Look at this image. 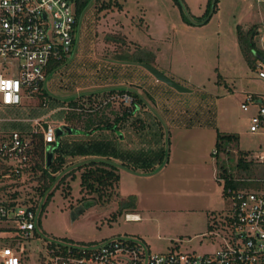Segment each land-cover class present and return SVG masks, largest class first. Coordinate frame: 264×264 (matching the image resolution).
<instances>
[{"label":"rangeland","instance_id":"obj_1","mask_svg":"<svg viewBox=\"0 0 264 264\" xmlns=\"http://www.w3.org/2000/svg\"><path fill=\"white\" fill-rule=\"evenodd\" d=\"M111 2L116 3L111 9L100 11V2L92 0L82 11L74 55L48 74L42 96L19 108L0 109V130L27 135L36 118L61 125L69 98L89 106V94L96 92L117 109L133 101L128 91L143 100L119 126V135L103 129L59 136L69 145L109 138L126 157L132 156L124 164L111 158L120 176L109 201L81 192L80 170L57 183L84 156H65L64 168L54 173L56 181L44 194L40 171L21 174L10 192L13 201L43 196L37 234L23 241L25 264H37L53 238L82 244L129 236L141 239L153 254L211 252L224 241L222 221L232 207L224 180L217 177L219 164L235 178L245 177L236 167L239 157L264 151V133L248 130L255 106L247 111L240 107L247 93L264 98V80L256 67L264 69V64L257 61L251 67L237 41L238 26L244 31L253 26L254 41L264 50V0H216L215 5L211 0L210 9L209 0ZM111 32L124 34L123 43L106 42L104 36ZM139 48L152 52V66L187 90L158 80L141 64L119 59ZM112 89L116 91L109 93ZM218 134L234 138H224V149L214 154ZM130 198L134 207L119 211ZM85 200L95 204L73 216ZM129 212L140 218L126 219ZM3 223L16 225L13 219Z\"/></svg>","mask_w":264,"mask_h":264},{"label":"built area","instance_id":"obj_2","mask_svg":"<svg viewBox=\"0 0 264 264\" xmlns=\"http://www.w3.org/2000/svg\"><path fill=\"white\" fill-rule=\"evenodd\" d=\"M78 29L73 0H0V109L22 107L44 94L48 74L74 55ZM256 67L258 77L264 80V69ZM49 68L53 69L48 71ZM251 105L255 111L249 117L248 130L264 133L262 95L247 93L240 107L247 111ZM33 123L35 129L27 135L0 130V187L2 179L15 184L23 172L30 173L33 133L41 132L45 157L58 147L56 129L61 125L41 118ZM245 159L264 168V151ZM244 179L247 178H241ZM250 179L257 183L256 187L227 189L232 207L223 218L224 241L211 252L171 250L153 254L141 239L129 236L82 244L53 238L46 241V254L37 264H264V173ZM1 193L0 264H25L23 241L37 234L43 196L40 200L13 201ZM125 218L139 219L132 213H126ZM12 219L16 225L3 223Z\"/></svg>","mask_w":264,"mask_h":264},{"label":"trees","instance_id":"obj_3","mask_svg":"<svg viewBox=\"0 0 264 264\" xmlns=\"http://www.w3.org/2000/svg\"><path fill=\"white\" fill-rule=\"evenodd\" d=\"M75 4L76 14L79 17L82 11L88 6L92 0H73ZM100 2L98 10H109L113 7L111 0H94ZM216 0H214L215 5ZM209 9L211 6V0H209ZM121 5V4H120ZM117 3L118 8L120 7ZM213 5V6H214ZM204 21L206 18H203ZM201 19V21L203 20ZM255 26V25H254ZM253 27V26H252ZM250 27L247 30H243L240 26L237 28V41L240 48V51L246 60V62L254 67L256 62L264 63V50L257 47L254 41V34L256 30ZM124 34H119V32L107 33L104 36L106 42H119L123 43ZM120 60L123 61H133L135 63H148L152 65L154 61V54L145 48L136 49L132 55L125 54L119 56ZM53 68H49L48 71H51ZM116 90L112 89L108 91L109 93H114ZM124 89H118L120 94H123ZM134 96L133 101L130 105L119 106L115 108L111 101L99 99L96 92L89 94V101L91 104L85 106L83 101H80L76 98H69L67 100V106L69 109H66L63 122L61 123L62 127H69L72 129L75 134H85L90 135L97 130H109L113 133H120L119 126L126 120L129 115H132L134 110L138 109V104L143 102L137 93L130 92ZM96 101V103H95ZM105 102V103H104ZM67 132L64 130V133ZM70 134V133H68ZM33 142L34 150L31 158V165L29 167L31 175L32 173L36 174L37 171H40L38 178L42 180V193L44 194L45 190H49L51 185L56 181L57 173L64 168L65 156H84L87 159L84 160L80 165H76L73 169L68 170L64 175H62L57 183L63 181L66 176L74 175L76 170H80V187L83 194H90L93 199L98 202L109 201L111 198V191L117 186L119 180V166L112 161V157L118 158L124 162H128V159H132V156L126 157L127 153L121 151L115 147V144L111 142V139L106 138L105 140H89L81 141L74 143H61L59 137V145L53 151L52 160L47 166L45 154H44V144L42 142L41 132L33 133ZM226 138L228 141H231L232 136H221L217 135L216 147L217 151L224 149L222 141ZM139 153L143 155L144 151L140 150ZM159 154V160H162L163 150L157 152ZM132 162V161H131ZM130 162V163H131ZM144 164V163H143ZM149 164V162L147 163ZM145 164V165H147ZM255 165V166H254ZM236 167L243 172L245 175L244 180H241L242 177L235 178L234 174L228 172L226 166L219 164V176L224 180V190L227 193V189H239L245 187H256L257 183L251 181V177L263 174L264 168L258 164H254L252 161H247L246 159L239 157ZM258 173V174H257ZM2 184L0 187L1 194L6 193V196L9 195V200H13V193L7 192L9 186H14L15 184L7 183V179H2ZM57 185V184H56ZM11 187V188H12ZM10 189V188H9ZM84 196V195H83ZM49 197V196H48ZM47 197V198H48ZM46 198V199H47ZM84 199L81 197V200ZM135 205V200L130 198V200L123 201L120 203L119 211L123 209H132ZM43 206V204H42ZM131 213V212H129ZM126 214V213H125ZM224 220L222 221V224Z\"/></svg>","mask_w":264,"mask_h":264},{"label":"water","instance_id":"obj_4","mask_svg":"<svg viewBox=\"0 0 264 264\" xmlns=\"http://www.w3.org/2000/svg\"><path fill=\"white\" fill-rule=\"evenodd\" d=\"M141 65L143 67H145L147 70H149L158 80L163 81L169 85H171L172 87L176 88L179 91H185L187 90L185 87L177 84L176 82H174L172 79H170L169 77L165 76L164 74H162L158 69H156L154 66H152L151 64L148 63H141ZM64 130H67L68 133H73L72 129H70L69 127H58L56 129V136H60L64 133ZM52 156H53V152L52 151H48L46 153V163L47 166L49 165L50 161L52 160ZM95 204L94 200H85L82 201L81 203H78L76 205V207L73 209L72 211V215L74 216L76 213L81 212L84 208Z\"/></svg>","mask_w":264,"mask_h":264},{"label":"crops","instance_id":"obj_5","mask_svg":"<svg viewBox=\"0 0 264 264\" xmlns=\"http://www.w3.org/2000/svg\"><path fill=\"white\" fill-rule=\"evenodd\" d=\"M132 214H135V215H137L138 217H139V215L137 214V213H132ZM140 218V217H139Z\"/></svg>","mask_w":264,"mask_h":264},{"label":"clouds","instance_id":"obj_6","mask_svg":"<svg viewBox=\"0 0 264 264\" xmlns=\"http://www.w3.org/2000/svg\"><path fill=\"white\" fill-rule=\"evenodd\" d=\"M12 264H15V262L13 261Z\"/></svg>","mask_w":264,"mask_h":264},{"label":"flooded vegetation","instance_id":"obj_7","mask_svg":"<svg viewBox=\"0 0 264 264\" xmlns=\"http://www.w3.org/2000/svg\"><path fill=\"white\" fill-rule=\"evenodd\" d=\"M82 201H80L79 203H81Z\"/></svg>","mask_w":264,"mask_h":264}]
</instances>
